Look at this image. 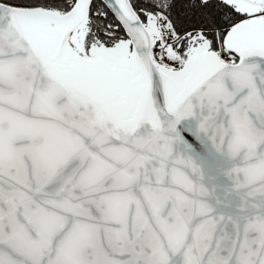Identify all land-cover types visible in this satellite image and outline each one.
Masks as SVG:
<instances>
[{"label": "snow or ice", "instance_id": "6c2138e0", "mask_svg": "<svg viewBox=\"0 0 264 264\" xmlns=\"http://www.w3.org/2000/svg\"><path fill=\"white\" fill-rule=\"evenodd\" d=\"M0 264H264V0H0Z\"/></svg>", "mask_w": 264, "mask_h": 264}]
</instances>
